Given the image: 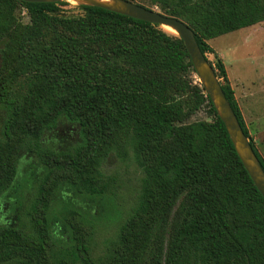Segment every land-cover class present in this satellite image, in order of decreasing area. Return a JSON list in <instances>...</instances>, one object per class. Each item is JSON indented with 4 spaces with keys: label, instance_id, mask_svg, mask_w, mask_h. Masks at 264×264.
<instances>
[{
    "label": "trees",
    "instance_id": "obj_1",
    "mask_svg": "<svg viewBox=\"0 0 264 264\" xmlns=\"http://www.w3.org/2000/svg\"><path fill=\"white\" fill-rule=\"evenodd\" d=\"M145 1L183 22L204 58L213 55L208 40L264 22V0ZM65 5L0 0V194L20 152L40 170L28 231L0 226V264H264V201L192 83L182 41L97 7L66 16ZM207 63L264 173L223 64ZM203 106L210 121H190ZM60 120L77 127L78 141L58 151L42 146ZM111 154L131 157L138 188L107 254L90 257L74 216L71 248L56 254L47 226L52 195L62 186L102 195L108 179L100 168Z\"/></svg>",
    "mask_w": 264,
    "mask_h": 264
},
{
    "label": "rangeland",
    "instance_id": "obj_2",
    "mask_svg": "<svg viewBox=\"0 0 264 264\" xmlns=\"http://www.w3.org/2000/svg\"><path fill=\"white\" fill-rule=\"evenodd\" d=\"M62 2L66 4L62 7L66 16L81 14L78 9L82 4L80 1ZM129 2L158 11L145 0ZM20 18L23 23L27 22L23 11ZM207 44L213 55L206 54L205 58L211 64L216 60L223 64L249 137L264 159V22L220 35L208 40ZM190 78L193 84L201 87L193 72ZM2 120L3 112L0 110V126ZM197 120L210 121L205 106L190 118V121ZM77 141V127L62 120L45 132L40 140L42 146L55 151L73 146ZM100 171L102 177L108 179L107 190L102 195L76 194L65 186L59 187L52 195L47 209V226L56 254L63 255L71 248L68 223L72 216L85 228L90 257L98 260L107 254L117 225L126 217L134 201L138 173L128 154L122 158L109 155ZM39 175L35 160L29 154L20 152L15 178L10 187L0 194V226L28 231L25 210Z\"/></svg>",
    "mask_w": 264,
    "mask_h": 264
},
{
    "label": "water",
    "instance_id": "obj_3",
    "mask_svg": "<svg viewBox=\"0 0 264 264\" xmlns=\"http://www.w3.org/2000/svg\"><path fill=\"white\" fill-rule=\"evenodd\" d=\"M18 3H56L63 0H14ZM80 1L85 6L101 8L122 16L129 17L150 25L166 26L171 28L183 43L192 70L198 78L204 94L213 106L220 122L222 123L231 145L240 161L243 169L251 180L253 186L264 201V173L258 161L227 103L220 85L214 76L211 66L200 53L191 30L180 20L161 14L158 11L147 9L127 0H109L111 4L106 5L94 0H73ZM160 29V28H159ZM161 30V29H160Z\"/></svg>",
    "mask_w": 264,
    "mask_h": 264
},
{
    "label": "bare ground",
    "instance_id": "obj_4",
    "mask_svg": "<svg viewBox=\"0 0 264 264\" xmlns=\"http://www.w3.org/2000/svg\"><path fill=\"white\" fill-rule=\"evenodd\" d=\"M94 1L102 3V4H106V5L111 4V1H109V0H94ZM160 27L162 28V30H164V31H166V32H168V33H170L172 35H176L175 32L171 28L166 27V26H160Z\"/></svg>",
    "mask_w": 264,
    "mask_h": 264
},
{
    "label": "crops",
    "instance_id": "obj_5",
    "mask_svg": "<svg viewBox=\"0 0 264 264\" xmlns=\"http://www.w3.org/2000/svg\"><path fill=\"white\" fill-rule=\"evenodd\" d=\"M235 99V98H234ZM236 102V101H235ZM237 104V103H236ZM239 109V108H238ZM240 111V110H239ZM241 114V113H240ZM242 117V116H241ZM243 120V119H242ZM246 127V126H245ZM258 152V151H257ZM264 160V159H263Z\"/></svg>",
    "mask_w": 264,
    "mask_h": 264
}]
</instances>
